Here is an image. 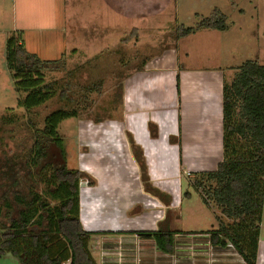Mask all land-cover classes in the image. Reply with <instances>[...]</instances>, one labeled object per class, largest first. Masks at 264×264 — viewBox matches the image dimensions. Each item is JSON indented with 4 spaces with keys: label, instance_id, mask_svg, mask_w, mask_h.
<instances>
[{
    "label": "trees",
    "instance_id": "1",
    "mask_svg": "<svg viewBox=\"0 0 264 264\" xmlns=\"http://www.w3.org/2000/svg\"><path fill=\"white\" fill-rule=\"evenodd\" d=\"M225 28L224 16L216 10L197 26L183 28L180 35ZM6 62L15 91L24 94L18 106L27 114L51 100L58 101V107L45 114L41 126L28 118L27 145L22 150L6 140L8 131L13 134L22 126L20 119L11 113L13 109L0 115V256L12 254L20 264H98L92 255L91 237L112 232L83 228L80 183L93 185L95 180L67 166L64 139L58 131L67 118L104 120L91 113L88 95L96 87L82 86L72 76L63 83L47 80L48 72L64 67V57L42 59L29 52L13 32L7 38ZM234 69L233 79H225L223 85L222 161L215 170L195 177L194 187L206 205L213 202L232 220L226 223L216 215L218 225L205 232L210 243L231 245L245 264H256L264 203V65L247 60ZM122 96L123 81L115 86L114 98L121 107ZM137 151L145 184L147 168ZM179 232L161 225L154 231L135 233L151 238L158 251L170 254Z\"/></svg>",
    "mask_w": 264,
    "mask_h": 264
},
{
    "label": "rangeland",
    "instance_id": "2",
    "mask_svg": "<svg viewBox=\"0 0 264 264\" xmlns=\"http://www.w3.org/2000/svg\"><path fill=\"white\" fill-rule=\"evenodd\" d=\"M93 2L64 0L61 8L64 18L55 22L50 21L54 17L46 19V7L49 6V14L53 8L50 4L46 6V0H33L29 9L22 8L24 13L20 12V0H0V115H8L7 109H13L11 113L22 123L13 134L10 131L6 133L10 146L18 144L21 150L25 148L28 136L25 123L28 118L31 117L41 126L45 114L58 107V101L51 100L27 114L18 106L24 94L15 91L6 62L7 38L12 32L21 38L29 52L36 53L42 59L64 57V67L48 72L47 80L63 83L72 76L82 86L96 87L89 93L88 99L92 101V116L104 118L101 122L104 126L111 119H122V107L118 101L114 103L115 86L132 70L170 46H177L180 61L188 66L236 68L247 60L264 65V0H173V16L168 21L162 20L140 28L117 23L114 16H108L102 10L105 7L100 0L98 5ZM216 10L224 16L226 28L222 35L215 37L212 33L216 32H206L208 34L202 37L180 35L183 28L197 26L204 18L212 17ZM202 45L207 48L204 51L208 54L206 56L198 55ZM186 52H189L188 56ZM234 73V69L228 70L226 79L231 81ZM82 123L93 124L88 119L67 118L58 127L64 139L66 163L70 168L79 167L77 158L82 148L78 127ZM80 186L86 187V181L81 182ZM188 191L191 195H184L182 205L184 217L173 221L172 228L187 232L189 228H210L209 219L217 226L216 215L224 222L231 223L232 220L223 216L213 202L209 203L210 206L203 203L199 192L191 186ZM111 212L110 216L113 215ZM130 214H133L131 210ZM119 217L123 222L128 215L121 214ZM188 234L192 233L175 236L176 243H194L202 238L198 239L203 242L199 249L207 250L208 247L204 245L206 237ZM178 246L170 254H164L149 238L122 234L92 235L90 241L92 255L98 264H191V251ZM223 252L211 253L205 260L195 258L194 264H245L233 246ZM260 262L264 264V247ZM0 264L20 263L12 254H5L0 256Z\"/></svg>",
    "mask_w": 264,
    "mask_h": 264
},
{
    "label": "crops",
    "instance_id": "3",
    "mask_svg": "<svg viewBox=\"0 0 264 264\" xmlns=\"http://www.w3.org/2000/svg\"><path fill=\"white\" fill-rule=\"evenodd\" d=\"M32 1L20 0V12L24 13L22 8L29 9ZM93 1L98 5L99 0ZM100 1L108 16L133 28L168 21L173 16V0ZM63 2L46 0V6L53 7L50 14L49 6L46 7V19L63 20ZM223 31L200 29L189 35L202 37L208 34L206 32H216L212 34L218 37ZM205 50L207 48L202 45L198 55H208ZM180 59L177 46L152 56L123 79L121 120L111 119L106 126L92 122L78 127L82 149L78 152L79 167L72 169L88 173L96 182L79 189V216L85 230L134 237H142L135 232L154 231L161 225L175 231L172 222L185 214L182 209L184 195H191L190 186L197 192L195 177L215 170L222 161L223 85L228 70L234 67L188 66ZM137 150L147 168L145 184L135 157ZM121 214L128 215L123 222ZM208 223L210 228H189V232L176 230L180 231L175 234L176 238L183 233L206 237L207 250L199 249L203 242L198 239L202 238L194 243H176L175 238V247L178 244L179 248L191 251V264L195 258L205 260L214 252L223 254L231 246L212 245L205 232L215 226L211 219ZM263 232L264 203L256 264H261Z\"/></svg>",
    "mask_w": 264,
    "mask_h": 264
}]
</instances>
